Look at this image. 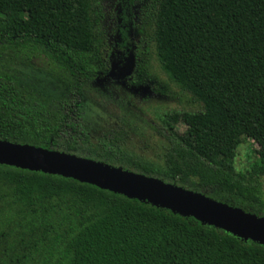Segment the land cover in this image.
<instances>
[{
    "label": "trees",
    "instance_id": "obj_1",
    "mask_svg": "<svg viewBox=\"0 0 264 264\" xmlns=\"http://www.w3.org/2000/svg\"><path fill=\"white\" fill-rule=\"evenodd\" d=\"M102 1L0 0V58L40 54L69 75L62 97L38 107L0 70V142L75 156L83 88L154 44L165 73L204 110L169 118L165 174L135 165L132 173L264 218V0H116L109 29ZM125 138L124 130L105 135L108 150ZM246 139L259 147L248 176L234 163ZM0 264H264V246L84 182L0 164Z\"/></svg>",
    "mask_w": 264,
    "mask_h": 264
},
{
    "label": "rangeland",
    "instance_id": "obj_2",
    "mask_svg": "<svg viewBox=\"0 0 264 264\" xmlns=\"http://www.w3.org/2000/svg\"><path fill=\"white\" fill-rule=\"evenodd\" d=\"M115 2L102 1L106 16L103 26L106 29L114 25ZM141 11V6L133 9V21L137 25L139 20L142 21ZM133 38L135 42H140L137 31ZM148 48L143 59L134 60L131 76L97 81L83 88L76 123L84 135L71 133L70 137V142L79 149L75 156L87 158L88 153L106 156L102 163L108 165L110 162L113 167L123 166L129 172H136L131 168L133 165L159 174L167 172L165 154L169 147L166 138L170 134L167 125L169 118L183 113H200L204 106L169 78L158 60L154 44ZM0 70L10 74L20 85L28 87L32 92V103L38 107H51L62 97L69 84L67 72L40 54L33 55L30 60L3 55ZM116 130H124L126 138L118 147L112 148L115 151L110 152L108 148L111 146L105 140V135ZM184 130L185 127L181 125L175 127L177 133ZM258 149L252 140L242 142L234 162L237 173L250 175L258 164ZM147 176L166 183L164 178L157 175ZM261 184L264 196V176L261 177ZM170 185L177 186L174 183Z\"/></svg>",
    "mask_w": 264,
    "mask_h": 264
},
{
    "label": "water",
    "instance_id": "obj_3",
    "mask_svg": "<svg viewBox=\"0 0 264 264\" xmlns=\"http://www.w3.org/2000/svg\"><path fill=\"white\" fill-rule=\"evenodd\" d=\"M130 60L129 70L118 79L132 75L135 66L133 56ZM116 68L114 64L108 77L113 78ZM0 164L84 182L184 217H193L203 224L264 246V218L156 178L137 175L87 158L7 142H0Z\"/></svg>",
    "mask_w": 264,
    "mask_h": 264
},
{
    "label": "flooded vegetation",
    "instance_id": "obj_4",
    "mask_svg": "<svg viewBox=\"0 0 264 264\" xmlns=\"http://www.w3.org/2000/svg\"><path fill=\"white\" fill-rule=\"evenodd\" d=\"M112 26H114V25H112ZM133 34H134V32H132V36H133ZM114 55H112V57H113ZM133 55L131 54V55H129V57H127V58H124V57H122V59L121 60H119V61H114L112 64H111V67H110V70H109V72H108V74L105 76L106 77V79L108 80H112V79H118L119 77H121V76H123L124 74H126L127 73V71L129 70V69H127V68H129L128 66H129V64H131V57H132ZM133 58H134V60L135 61H139V59L137 58V57H135V56H133ZM114 64H116V66H117V68H116V70H115V72H114V76H113V78H111V77H108L109 76V74L111 73V70H112V67H113V65ZM135 65V64H134ZM127 69V70H126ZM128 79V78H127ZM118 80H120V79H118Z\"/></svg>",
    "mask_w": 264,
    "mask_h": 264
}]
</instances>
